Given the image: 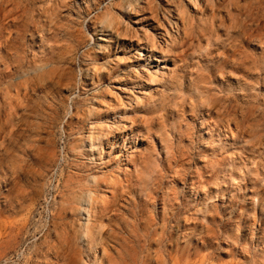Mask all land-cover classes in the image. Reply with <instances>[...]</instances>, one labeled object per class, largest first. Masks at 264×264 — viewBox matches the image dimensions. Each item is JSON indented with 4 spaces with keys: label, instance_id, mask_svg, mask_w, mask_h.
<instances>
[{
    "label": "rangeland",
    "instance_id": "1",
    "mask_svg": "<svg viewBox=\"0 0 264 264\" xmlns=\"http://www.w3.org/2000/svg\"><path fill=\"white\" fill-rule=\"evenodd\" d=\"M0 264H264V0H0Z\"/></svg>",
    "mask_w": 264,
    "mask_h": 264
},
{
    "label": "bare ground",
    "instance_id": "2",
    "mask_svg": "<svg viewBox=\"0 0 264 264\" xmlns=\"http://www.w3.org/2000/svg\"><path fill=\"white\" fill-rule=\"evenodd\" d=\"M103 209V208H102Z\"/></svg>",
    "mask_w": 264,
    "mask_h": 264
}]
</instances>
